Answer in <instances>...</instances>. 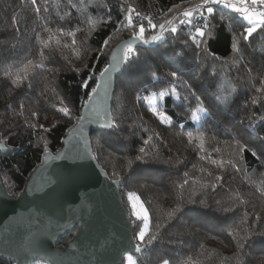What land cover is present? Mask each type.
<instances>
[{
	"label": "trees",
	"instance_id": "trees-1",
	"mask_svg": "<svg viewBox=\"0 0 264 264\" xmlns=\"http://www.w3.org/2000/svg\"><path fill=\"white\" fill-rule=\"evenodd\" d=\"M198 3H0V142L10 149L0 154V178L8 196L18 198L46 154L62 150L111 51L132 37L125 19L131 5L157 24L146 27L148 39L167 20L178 28L155 42L132 45L116 78L111 127L91 134L94 158L112 181H120L118 192L140 246L131 256L137 264H264V30L246 42L230 10L215 12L197 47L190 39L194 30L176 18ZM29 62L36 67L28 79L14 84L16 71ZM65 106L70 116L59 111ZM130 192L148 211L144 242L138 239L144 221ZM76 233L77 228L67 233L58 247L66 248Z\"/></svg>",
	"mask_w": 264,
	"mask_h": 264
},
{
	"label": "water",
	"instance_id": "water-1",
	"mask_svg": "<svg viewBox=\"0 0 264 264\" xmlns=\"http://www.w3.org/2000/svg\"><path fill=\"white\" fill-rule=\"evenodd\" d=\"M119 42L109 56V72L99 77L97 95L57 154L47 153L18 197L6 194L0 178V260L9 264H122L137 255L133 228L120 198V181H112L94 158L91 134L111 127L116 78L124 60ZM115 56V59H114ZM0 142V154L9 152ZM77 228L66 248L60 239Z\"/></svg>",
	"mask_w": 264,
	"mask_h": 264
},
{
	"label": "snow or ice",
	"instance_id": "snow-or-ice-1",
	"mask_svg": "<svg viewBox=\"0 0 264 264\" xmlns=\"http://www.w3.org/2000/svg\"><path fill=\"white\" fill-rule=\"evenodd\" d=\"M4 0H0V3H3ZM36 0H32V4L35 5ZM225 10H230V12L234 15L231 16V19H233L235 22L240 23L241 27L243 28V32L241 33L244 41H249V38L253 36L254 33L257 32L258 29L264 30V0H200V3L193 5L192 7L185 8L179 16L176 18L178 19L179 25L187 26L190 29L194 30L195 35L191 36L190 39L193 44H196L197 47H199V43H197V37H204L205 36V30L209 27V18L213 17L215 12H220L222 14L225 13ZM171 11V10H170ZM37 14L39 13V8H36ZM126 21H127V27L132 29V39L133 40H141L143 43L147 44L150 42H155L159 39L163 38V33L165 31H169L172 34L177 33L178 28L172 25L171 20H167L164 23H161L158 25L160 29V34L151 36V39H148L145 37V31L146 27L150 29H156L157 24L153 22V19L149 16H141L139 12H136V9L129 5L126 9ZM133 13H135L136 17L138 18L135 22L133 20ZM223 18V16H222ZM147 21V25L143 23V21ZM247 22V25H245L243 22ZM122 23H124L122 21ZM139 29L137 32L136 29ZM18 30V29H17ZM46 32L51 33V29L45 28ZM63 34V33H61ZM70 35H75L74 33H70ZM38 42L41 44L42 47H48V41L39 39ZM59 43V42H57ZM73 44L76 43L75 39L72 41ZM107 43V42H105ZM233 50L237 53L241 51V49L236 45L233 44ZM124 48L126 51L123 52L122 59L127 61L131 54L133 53V47L130 42H126L124 45ZM41 55L44 53L41 52ZM115 59V56H114ZM36 67L34 65H31L29 62L28 64L24 65L20 69L16 71L15 79L13 81L14 84H19L23 80L28 79L29 73L33 70V68ZM109 68H105L102 72H100L99 76L101 79L105 77V75L109 72ZM23 74V75H21ZM6 76L11 77L13 73L6 72ZM173 77H175L176 73L171 74ZM264 84V81L261 82ZM83 86L85 88L88 87L87 82H84ZM101 87L100 84H96L95 88H92V92L89 95V100L92 99L93 95H97V89ZM255 103V100L253 101ZM63 103V101H61ZM87 106V105H85ZM154 115H159V118L162 123H168L171 124V121L168 120L167 116L163 115L162 113H158L155 108L151 109ZM60 112L64 113L66 116H70L71 112L68 107H61L59 109ZM199 112H204L207 114L206 109L200 108L198 109ZM35 115V113H33ZM84 116L81 115L78 117V120H83ZM148 141H145V144H147ZM201 143L203 141L201 140ZM45 151H47V148L45 147ZM141 153H145V149H140ZM141 157H137V159H140ZM216 179H221V177H217ZM129 200L133 201V207L135 208L136 205L139 203V197H137L134 193H129ZM142 216L140 213H136L137 218H141L144 221V227L138 234V239L141 242L145 241V237L147 235L146 230L149 226V215L148 211L143 208V205H140ZM171 215V213H169ZM156 237L152 236L151 240H155ZM136 251H140V246H136ZM128 264H136V261L133 259L131 255L127 257ZM163 264H169L168 260H164Z\"/></svg>",
	"mask_w": 264,
	"mask_h": 264
},
{
	"label": "rangeland",
	"instance_id": "rangeland-1",
	"mask_svg": "<svg viewBox=\"0 0 264 264\" xmlns=\"http://www.w3.org/2000/svg\"><path fill=\"white\" fill-rule=\"evenodd\" d=\"M133 15V14H132ZM136 31L138 32L139 31V29H136ZM142 203L139 201V203L136 205V212L137 213H140L141 214V216H142V211H141V208H140V205H141ZM143 205V204H142ZM143 208L144 209H146L145 207H144V205H143ZM129 255H126L125 256V259H124V264H128V260H127V257H128ZM133 257V256H132ZM133 259L135 260V258L133 257ZM136 261V260H135ZM34 264H46L45 262H42V261H37V262H35ZM137 264V263H136ZM160 264H163V262L162 263H160Z\"/></svg>",
	"mask_w": 264,
	"mask_h": 264
},
{
	"label": "built area",
	"instance_id": "built-area-1",
	"mask_svg": "<svg viewBox=\"0 0 264 264\" xmlns=\"http://www.w3.org/2000/svg\"><path fill=\"white\" fill-rule=\"evenodd\" d=\"M42 262H44V261H42ZM46 263V262H45ZM34 264V263H33ZM46 264H48V263H46Z\"/></svg>",
	"mask_w": 264,
	"mask_h": 264
}]
</instances>
